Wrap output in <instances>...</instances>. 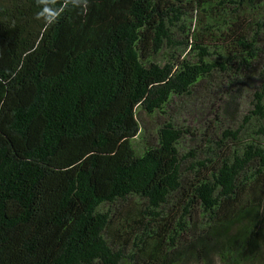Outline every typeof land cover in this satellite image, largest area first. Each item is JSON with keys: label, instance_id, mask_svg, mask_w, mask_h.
Returning a JSON list of instances; mask_svg holds the SVG:
<instances>
[{"label": "trees", "instance_id": "trees-1", "mask_svg": "<svg viewBox=\"0 0 264 264\" xmlns=\"http://www.w3.org/2000/svg\"><path fill=\"white\" fill-rule=\"evenodd\" d=\"M163 1L0 0V264H264V0Z\"/></svg>", "mask_w": 264, "mask_h": 264}, {"label": "rangeland", "instance_id": "rangeland-1", "mask_svg": "<svg viewBox=\"0 0 264 264\" xmlns=\"http://www.w3.org/2000/svg\"><path fill=\"white\" fill-rule=\"evenodd\" d=\"M176 4H178V2L176 0H164L162 3H159V7L161 9H164V8H167L170 6H174ZM192 4H193L192 1L191 2L188 1L184 5H182V7L186 8L188 10H193L194 5H192ZM244 107L246 108L245 103L242 105L241 109H243ZM184 116L186 117L185 119L187 120V122L190 120L189 124H195L194 121L192 120L193 117L190 116L188 113L184 114Z\"/></svg>", "mask_w": 264, "mask_h": 264}]
</instances>
